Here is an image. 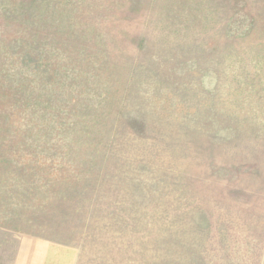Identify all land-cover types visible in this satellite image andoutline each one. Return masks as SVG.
Returning a JSON list of instances; mask_svg holds the SVG:
<instances>
[{
  "label": "rangeland",
  "instance_id": "obj_1",
  "mask_svg": "<svg viewBox=\"0 0 264 264\" xmlns=\"http://www.w3.org/2000/svg\"><path fill=\"white\" fill-rule=\"evenodd\" d=\"M34 239L264 264V0H0V264Z\"/></svg>",
  "mask_w": 264,
  "mask_h": 264
},
{
  "label": "crops",
  "instance_id": "obj_2",
  "mask_svg": "<svg viewBox=\"0 0 264 264\" xmlns=\"http://www.w3.org/2000/svg\"><path fill=\"white\" fill-rule=\"evenodd\" d=\"M30 244L32 245L30 253H26V264H51L52 257L59 258L61 255L67 257L68 253H56L58 247L39 239L30 240ZM58 255V256H57ZM56 258V259H57ZM67 259L62 258V263H65Z\"/></svg>",
  "mask_w": 264,
  "mask_h": 264
}]
</instances>
